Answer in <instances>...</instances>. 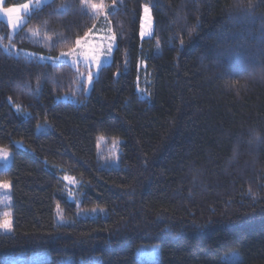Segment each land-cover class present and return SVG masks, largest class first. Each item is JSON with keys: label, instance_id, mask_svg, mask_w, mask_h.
Returning <instances> with one entry per match:
<instances>
[{"label": "trees", "instance_id": "obj_1", "mask_svg": "<svg viewBox=\"0 0 264 264\" xmlns=\"http://www.w3.org/2000/svg\"><path fill=\"white\" fill-rule=\"evenodd\" d=\"M93 2L116 41L88 92L78 69L39 58L96 25L81 0H49L13 35L0 21L13 217L0 264H264V0ZM145 4L153 35L140 40ZM149 245L159 256L138 258Z\"/></svg>", "mask_w": 264, "mask_h": 264}, {"label": "rangeland", "instance_id": "obj_2", "mask_svg": "<svg viewBox=\"0 0 264 264\" xmlns=\"http://www.w3.org/2000/svg\"><path fill=\"white\" fill-rule=\"evenodd\" d=\"M47 2H49V0H40L39 5H37L36 0H31L30 2H28V3H31L32 5L29 13L35 10L36 8H41ZM145 7L148 8L147 14H145L144 12ZM90 12H91V9H90ZM107 12L108 11L105 9L104 14H101L98 17H95V20L97 21V23L95 26H93L91 31L88 32L89 33L88 35L89 47L95 48L96 51L100 54L101 63L99 67H97L95 64H92L91 66H89L88 64L83 62V57H79V60L81 62L77 63L76 65H73L71 63L72 58L61 56V53L59 54L58 57H56L59 59L39 55V58L41 60H50L52 63H55V64L66 62V63H69L71 66H73L75 69H78L80 71V76L86 81L87 92L89 91L92 85V82L91 83L88 82L89 72L92 73L93 79H94L98 75L99 69L103 65L108 64L111 61L113 50L115 48L114 46L111 52L108 51V43H109L108 37L113 35V32L110 28ZM6 22L8 23V21ZM6 22H3V23L7 24ZM23 23L24 22L21 21V23L19 24L22 25ZM142 23L144 25L143 31L145 33L143 37L141 36ZM10 29H13V28L10 27ZM11 33L12 31L10 32V34ZM11 35H13V33ZM152 35H153V17L151 14V8L148 4H145L142 7L139 37H140V40H144V39L152 37ZM83 38H85V36L81 37V39ZM84 50L87 51V49H84ZM64 52H67V51H64ZM82 68H85L86 70ZM16 145L20 146L21 143L16 142ZM0 149H4L5 152L7 153L6 159L3 156H0V173H1L11 164L12 151L7 148L1 147V146H0ZM99 153L100 154L102 153L103 162L110 163V164H116L117 162V154H116L117 153V141L106 140L104 137H101ZM4 181L9 182L10 187L8 189L0 188V222H2L3 220V213L10 212L9 219L12 221V224H11L10 230L0 229V234L1 233H11L12 228H13L11 182L9 180L0 179V182H4ZM99 212H102V211L99 209L84 210V211L79 212V216H95ZM58 221H62V219L58 218ZM47 255L48 254L45 252L33 253V254L19 253L16 259H14L10 264H23L25 262H30V263L38 262V261L44 260L47 257ZM137 255H138V258L140 259H147V260L155 259L159 256V247L157 245L141 246L137 250ZM62 261H61V264L62 263L63 264H73V261L69 259H64Z\"/></svg>", "mask_w": 264, "mask_h": 264}, {"label": "snow or ice", "instance_id": "obj_3", "mask_svg": "<svg viewBox=\"0 0 264 264\" xmlns=\"http://www.w3.org/2000/svg\"><path fill=\"white\" fill-rule=\"evenodd\" d=\"M3 0H0V3H2ZM40 0H36V4L39 5ZM82 7L91 9V12L93 14V18L98 17L101 14H104L105 12V6L101 3H95L93 0H81ZM32 7L31 3H25L21 7H0V12H3V15L7 17L8 26L15 29L18 27L19 23H21V13H26L28 10ZM145 14L148 13V8H144ZM144 25L142 23L141 25V36L145 34L143 31ZM91 30H89L90 32ZM89 33H85V38H77L75 41V47L70 48L67 52H62L61 56L64 57H71V63L73 65H76L77 63L81 62L79 60V57H83V62L91 66L92 64H95L97 67L100 66V54L96 51L95 48L89 47V39H88ZM109 43H108V51L111 52L113 47L115 46L116 36L113 34L110 37H108ZM84 49H87L85 51ZM59 59V58H56ZM93 80V75L91 72L88 74V82L91 83ZM87 90V89H85ZM17 111H20V106L16 105ZM0 156H3L5 159L7 158V153L4 149H0ZM65 179H68V177H65ZM10 187L9 182L4 181L0 182V188L8 189ZM10 212H4L3 213V220L0 222V229L10 230L12 221L9 219Z\"/></svg>", "mask_w": 264, "mask_h": 264}, {"label": "crops", "instance_id": "obj_4", "mask_svg": "<svg viewBox=\"0 0 264 264\" xmlns=\"http://www.w3.org/2000/svg\"><path fill=\"white\" fill-rule=\"evenodd\" d=\"M21 6H22V5L12 6V7H17V8H19V7H21ZM0 7H3V2L0 3ZM29 11H30V9H29L28 12H26V13H21V21H23L24 23H23L22 25L19 24L18 27H16L15 29H10V27L8 26V23L6 22V21H7V17L3 15V12H0V21H2V22H6V23H7L6 25L8 26L9 31H10V32L12 31V33L15 34V33H16L17 31H19V30L21 29V27L25 24L28 15L31 13V12L29 13ZM31 11H32V10H31ZM4 20H5V21H4ZM13 31H15V32H13ZM12 33H11V34H12Z\"/></svg>", "mask_w": 264, "mask_h": 264}]
</instances>
